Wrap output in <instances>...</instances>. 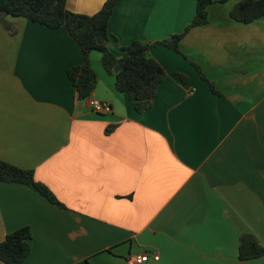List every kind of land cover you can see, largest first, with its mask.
Listing matches in <instances>:
<instances>
[{
  "label": "crops",
  "instance_id": "1",
  "mask_svg": "<svg viewBox=\"0 0 264 264\" xmlns=\"http://www.w3.org/2000/svg\"><path fill=\"white\" fill-rule=\"evenodd\" d=\"M105 1L67 8L93 15ZM221 1L179 52L151 48L166 77L144 114L94 52L91 96L112 111L78 99L67 71L83 55L66 28L0 18V160L33 170L64 205L0 183V242L31 229L22 264H125L141 253L160 257L145 264H264L238 257L242 234L264 246V17L235 22L243 0ZM195 14L196 0H120L108 47L121 58L134 42L169 40Z\"/></svg>",
  "mask_w": 264,
  "mask_h": 264
},
{
  "label": "trees",
  "instance_id": "2",
  "mask_svg": "<svg viewBox=\"0 0 264 264\" xmlns=\"http://www.w3.org/2000/svg\"><path fill=\"white\" fill-rule=\"evenodd\" d=\"M120 0H106L102 8L93 15L79 14L67 8V0H0V18L11 16L24 18L51 30L66 28L77 42L83 55V63L67 71V77L77 92L78 99L89 98L96 87L98 76L91 65V54H101V64L110 76L115 77L117 92L127 94L135 110L144 114L153 108L159 87L166 77L165 69L150 56L155 45H164L179 52V44L193 28L209 23V8L217 0H196V14L181 34L169 40L145 44L134 42L122 48L121 58L116 57L108 47L114 37L109 31V23ZM225 2V0L221 1ZM264 17V0H243L230 12L235 22L250 24ZM120 65V70L116 67ZM202 79L209 84L214 94L220 95L215 84L209 81L200 68ZM176 76L183 82L187 77ZM17 183L33 187L50 203L64 208L53 192L44 184L36 182L34 171L23 169L0 160V183ZM32 233L28 226L8 234L0 242V261L4 264H22L31 254ZM264 256V246L252 234H242L239 241L240 261H251Z\"/></svg>",
  "mask_w": 264,
  "mask_h": 264
},
{
  "label": "built area",
  "instance_id": "3",
  "mask_svg": "<svg viewBox=\"0 0 264 264\" xmlns=\"http://www.w3.org/2000/svg\"><path fill=\"white\" fill-rule=\"evenodd\" d=\"M86 103L92 108V110L96 113H109L112 111V107L109 103L101 102L99 100L94 99L92 96L87 98ZM159 261L160 257L158 254L154 253H141L130 256L125 264H145L150 260Z\"/></svg>",
  "mask_w": 264,
  "mask_h": 264
},
{
  "label": "rangeland",
  "instance_id": "4",
  "mask_svg": "<svg viewBox=\"0 0 264 264\" xmlns=\"http://www.w3.org/2000/svg\"><path fill=\"white\" fill-rule=\"evenodd\" d=\"M94 55H97L101 59V54L99 52H94ZM102 65V64H101ZM103 67V66H102Z\"/></svg>",
  "mask_w": 264,
  "mask_h": 264
},
{
  "label": "water",
  "instance_id": "5",
  "mask_svg": "<svg viewBox=\"0 0 264 264\" xmlns=\"http://www.w3.org/2000/svg\"><path fill=\"white\" fill-rule=\"evenodd\" d=\"M120 65H118L117 67H116V71H118V70H120Z\"/></svg>",
  "mask_w": 264,
  "mask_h": 264
}]
</instances>
